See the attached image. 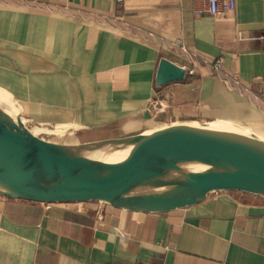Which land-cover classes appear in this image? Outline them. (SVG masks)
I'll use <instances>...</instances> for the list:
<instances>
[{"label": "crops", "instance_id": "crops-1", "mask_svg": "<svg viewBox=\"0 0 264 264\" xmlns=\"http://www.w3.org/2000/svg\"><path fill=\"white\" fill-rule=\"evenodd\" d=\"M161 58L185 80L156 87ZM218 59L264 96V0L215 17L205 0H0V114L54 143L182 120L264 123V107L211 74ZM0 264H264V199L179 188L71 204L0 195Z\"/></svg>", "mask_w": 264, "mask_h": 264}, {"label": "water", "instance_id": "water-1", "mask_svg": "<svg viewBox=\"0 0 264 264\" xmlns=\"http://www.w3.org/2000/svg\"><path fill=\"white\" fill-rule=\"evenodd\" d=\"M184 80L183 67L159 60L156 87ZM168 188L264 199V123L182 120L124 139L61 144L0 114L2 196L71 204L135 199Z\"/></svg>", "mask_w": 264, "mask_h": 264}, {"label": "built area", "instance_id": "built-area-1", "mask_svg": "<svg viewBox=\"0 0 264 264\" xmlns=\"http://www.w3.org/2000/svg\"><path fill=\"white\" fill-rule=\"evenodd\" d=\"M235 3L236 0H205V13L213 17L222 16L234 10ZM192 73L193 69H188L187 74L191 75ZM211 74L222 78L229 87L236 89L239 93H244L249 99L256 101L258 105L264 107V96L245 86L235 75L224 72L221 60H216L212 65ZM157 106H159L157 101L151 103L153 110H156ZM24 125L26 126L25 123ZM27 128L29 129V127Z\"/></svg>", "mask_w": 264, "mask_h": 264}, {"label": "rangeland", "instance_id": "rangeland-1", "mask_svg": "<svg viewBox=\"0 0 264 264\" xmlns=\"http://www.w3.org/2000/svg\"><path fill=\"white\" fill-rule=\"evenodd\" d=\"M29 129H30V130H34L33 128H29ZM33 132H37L36 129H35V131H33Z\"/></svg>", "mask_w": 264, "mask_h": 264}, {"label": "bare ground", "instance_id": "bare-ground-1", "mask_svg": "<svg viewBox=\"0 0 264 264\" xmlns=\"http://www.w3.org/2000/svg\"><path fill=\"white\" fill-rule=\"evenodd\" d=\"M200 167V165L196 166V168Z\"/></svg>", "mask_w": 264, "mask_h": 264}]
</instances>
